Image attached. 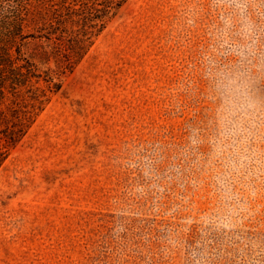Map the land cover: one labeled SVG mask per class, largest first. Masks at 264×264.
Here are the masks:
<instances>
[{"label": "rangeland", "instance_id": "rangeland-1", "mask_svg": "<svg viewBox=\"0 0 264 264\" xmlns=\"http://www.w3.org/2000/svg\"><path fill=\"white\" fill-rule=\"evenodd\" d=\"M60 2L26 5L0 264H264V0Z\"/></svg>", "mask_w": 264, "mask_h": 264}, {"label": "trees", "instance_id": "trees-1", "mask_svg": "<svg viewBox=\"0 0 264 264\" xmlns=\"http://www.w3.org/2000/svg\"><path fill=\"white\" fill-rule=\"evenodd\" d=\"M29 0H0V139L13 145L17 143L27 132L35 119L34 105L38 107L47 99L45 90L38 83L41 74L30 59L21 55L19 45L22 39L33 36V33L24 32V15ZM61 6L69 9L66 0H61ZM59 20V19H58ZM52 25V23H50ZM56 28V26H53ZM48 40L49 35H45ZM88 35L81 38L70 39L72 50L80 54L76 61L65 56L61 46L55 45L58 56H64L60 66V72L64 73L72 69L85 53V41ZM60 44V42H57ZM59 48V49H58ZM55 75L46 74L41 77L49 85V90H57L60 80H55ZM26 92L32 104H20L18 101L6 102L9 97H17ZM6 156L5 150L0 149V165Z\"/></svg>", "mask_w": 264, "mask_h": 264}]
</instances>
